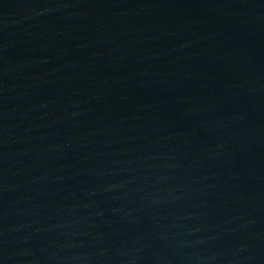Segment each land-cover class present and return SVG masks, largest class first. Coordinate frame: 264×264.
<instances>
[{"label": "water", "instance_id": "95a60500", "mask_svg": "<svg viewBox=\"0 0 264 264\" xmlns=\"http://www.w3.org/2000/svg\"><path fill=\"white\" fill-rule=\"evenodd\" d=\"M0 264H264V0H0Z\"/></svg>", "mask_w": 264, "mask_h": 264}]
</instances>
